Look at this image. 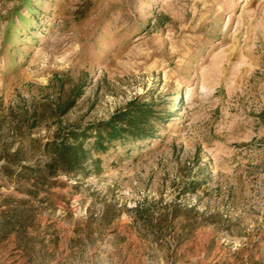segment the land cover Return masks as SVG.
I'll list each match as a JSON object with an SVG mask.
<instances>
[{
  "label": "rangeland",
  "instance_id": "374dc122",
  "mask_svg": "<svg viewBox=\"0 0 264 264\" xmlns=\"http://www.w3.org/2000/svg\"><path fill=\"white\" fill-rule=\"evenodd\" d=\"M137 102L150 144L39 171ZM0 264H264V0H0Z\"/></svg>",
  "mask_w": 264,
  "mask_h": 264
},
{
  "label": "trees",
  "instance_id": "16d2710c",
  "mask_svg": "<svg viewBox=\"0 0 264 264\" xmlns=\"http://www.w3.org/2000/svg\"><path fill=\"white\" fill-rule=\"evenodd\" d=\"M73 103L74 100L61 107L60 114H65ZM165 118L164 114L154 111L147 103L137 102L109 119L82 128L59 130L56 137L43 144L42 152L48 160L43 169H38L41 173L47 171L49 174H87L91 169L100 171V154L110 148L126 145H130L128 148L132 151L138 145L145 147L155 140ZM32 168L29 166V169Z\"/></svg>",
  "mask_w": 264,
  "mask_h": 264
}]
</instances>
